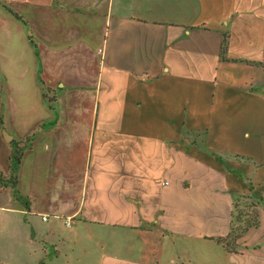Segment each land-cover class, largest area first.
<instances>
[{"label":"crops","instance_id":"obj_1","mask_svg":"<svg viewBox=\"0 0 264 264\" xmlns=\"http://www.w3.org/2000/svg\"><path fill=\"white\" fill-rule=\"evenodd\" d=\"M0 133L35 246L57 218L100 264H264V0H0Z\"/></svg>","mask_w":264,"mask_h":264},{"label":"rangeland","instance_id":"obj_2","mask_svg":"<svg viewBox=\"0 0 264 264\" xmlns=\"http://www.w3.org/2000/svg\"><path fill=\"white\" fill-rule=\"evenodd\" d=\"M11 142H13L12 139L5 141L2 135L0 136V176L4 178L9 177V164L7 166V163L11 153ZM15 143L24 144L25 140H17ZM20 147L21 153H23L26 147L23 145ZM3 191L14 197L10 189V182ZM18 199L21 200L19 203H22L20 205L23 209L28 208L23 204L26 202L23 194H19ZM234 202L238 205L237 211L246 216L248 222L254 221L252 220L254 202L248 200L246 196H242L240 199L237 198ZM14 205L15 207L20 206L17 203H14ZM35 225L36 230L41 232L46 231L45 227H53L55 234L59 237L51 240L35 239V241L39 240L40 243L39 246H35L23 236L25 232H28V228L23 225L21 213L0 208V264H100L103 252H106L105 248L104 250L100 248L98 240L93 239L91 229L87 231L81 229L84 236L83 238H77V229H80V227L75 221H71L69 226H65L64 222L57 218H51L45 223L38 217ZM68 237H70L69 244H62L59 241L61 238L66 240ZM40 250H43L45 254L41 255ZM223 257L220 254L219 258V255L215 252L205 253L203 262L206 264H222Z\"/></svg>","mask_w":264,"mask_h":264},{"label":"trees","instance_id":"obj_3","mask_svg":"<svg viewBox=\"0 0 264 264\" xmlns=\"http://www.w3.org/2000/svg\"><path fill=\"white\" fill-rule=\"evenodd\" d=\"M43 99L47 100L48 103L54 101L53 97L48 98L46 94H43ZM11 144L13 145V143ZM21 159H22L21 149L18 147V145L13 146L9 158V166H8L9 177L4 178L0 176V188L7 187V185L10 182V189L12 190L15 199H18L19 197V192L17 189L18 186L17 172L21 164ZM242 224L244 225L242 226ZM254 224H255L254 221L252 222L242 221L241 212L237 211L236 206L233 205V211H232L228 235L224 238L215 239V242L216 244L224 248L227 252H232L234 243L237 240V238H239L244 233V231L248 228V226H254Z\"/></svg>","mask_w":264,"mask_h":264},{"label":"built area","instance_id":"obj_4","mask_svg":"<svg viewBox=\"0 0 264 264\" xmlns=\"http://www.w3.org/2000/svg\"><path fill=\"white\" fill-rule=\"evenodd\" d=\"M101 52H102V50L100 49V50H99V53H101ZM46 218H47V217H42V220L45 221ZM67 225H68V224H67Z\"/></svg>","mask_w":264,"mask_h":264}]
</instances>
